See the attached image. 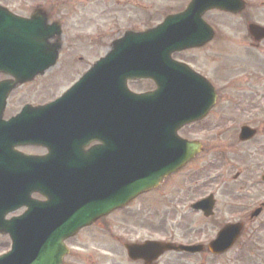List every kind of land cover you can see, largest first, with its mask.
<instances>
[{
  "label": "water",
  "instance_id": "obj_1",
  "mask_svg": "<svg viewBox=\"0 0 264 264\" xmlns=\"http://www.w3.org/2000/svg\"><path fill=\"white\" fill-rule=\"evenodd\" d=\"M233 5L234 0H207L206 4L195 2L185 13L170 16L153 29L137 35L127 33L128 38H141H131L125 43L117 41L114 50L98 62V67L87 72L62 98L37 109L39 112L48 107L61 109L62 103L69 100L75 112L81 108L90 111L93 107L91 100L95 99L94 84L105 89L107 83L113 80V103L105 95L103 98L95 96L102 100V104L97 107L103 119L97 124L100 131L97 137L102 144L94 149H114L109 157L114 158L113 187L118 192L114 193L112 203L94 202L91 195L95 179L90 167L87 166L83 171H77L75 167L77 158L80 162L90 161L91 158L99 157L100 153L90 150L81 156L77 151L74 155L63 153L62 147H67H61V142L64 145L72 137L60 135V129L63 131L71 122H64L63 116L45 122L42 113L39 114L34 121L35 129L30 134V142L49 145L50 152L46 156L30 158L28 164L34 165L33 170L17 171L26 185L30 180L25 176L29 174L33 177V190L48 195L49 201L29 203V211L18 220L13 231L17 221H5L4 216L6 211L14 207L10 198L20 186L18 179L0 185V231L10 232L14 239L13 250L0 257V264H62L63 256L68 252L64 244L67 237L93 223L101 214L159 184L165 176L180 169L201 151L199 141L180 137L178 130L204 117L214 105L217 94L206 78L186 64L172 61L170 57L174 51L201 45L212 37L200 19L202 12L208 8L230 10ZM46 20L42 13L25 18L0 7V71L17 78L15 82H5L0 87L10 89L17 82L43 74L55 64L60 46L50 43L49 39L59 36L61 29L58 24L49 25ZM93 71L97 76H91ZM127 77H151L156 79L159 87L154 91L129 95L127 101L121 99L125 96L124 80ZM107 105L114 111L113 137L110 140L107 136ZM254 132L244 127L240 137L247 139ZM111 139L114 146H110ZM8 145L13 146L10 143ZM82 147V144L71 146L74 150ZM101 166H106V163H100ZM213 203L212 199L207 198L194 207L210 215ZM240 227V224H233L221 230L211 244L212 250L227 249ZM168 249L195 251L199 246L177 247L170 243L151 241L144 246H131L130 252L151 261Z\"/></svg>",
  "mask_w": 264,
  "mask_h": 264
},
{
  "label": "rangeland",
  "instance_id": "obj_2",
  "mask_svg": "<svg viewBox=\"0 0 264 264\" xmlns=\"http://www.w3.org/2000/svg\"><path fill=\"white\" fill-rule=\"evenodd\" d=\"M4 1H7L11 8L22 15L30 14V10L33 8L31 6L34 5V2H42V0ZM43 1L50 8L51 5L54 7H52L53 18H66L67 11L76 10L77 7L74 6L78 4H92L97 9V39L93 45L88 43L81 44V42L75 43L72 38L77 32L88 30L85 29L87 24L79 26L72 21L65 29L68 34L67 54H85V61L76 60L75 66L79 64L84 66L86 63L88 65L90 61L103 56L109 47V41L122 34L125 29L129 27L141 28L140 26L156 23L168 11L177 10L184 6L185 3V0H135L140 3L139 5L142 8H135L132 11H119V8H115L114 5L111 8L108 6L114 0ZM77 2L79 3L77 4ZM144 4L150 5V7H146ZM129 8L132 9L131 6ZM214 15L216 16L217 14ZM220 16L213 20L220 22V24L224 23ZM224 31L232 37L246 35L244 30L239 34L228 29H224ZM219 47L220 45L218 44H212L205 51L200 49L192 50L186 52L183 56L194 62L195 68L207 73L214 79V82L220 87L221 103L206 121L184 128L181 131L183 136L201 140L205 148L191 163L190 167L174 176L172 182L173 184H178L179 188L177 190L169 192L170 188L167 186L162 189L168 195V200L161 205V209L169 216L161 220L158 219L156 227H153L156 232L154 236L162 239L174 235L177 239L184 240L188 228L194 231L190 233L189 240L198 238L210 240L214 238L226 221L238 218V214L234 212L233 190L240 181L246 178V174H249V169H247L246 165L250 161V165H255L253 177L264 172V120L258 122L257 125L259 127V136L249 142H242L238 139L239 126L244 120L264 119V75L259 78L252 77V72L254 71L252 64L248 66L247 71L244 70L237 73L238 69L242 65L244 67L247 63L244 62L241 65L240 61L236 59L235 54L237 55V53L244 51L241 46L236 44L232 46L228 44L227 50L222 57L223 66H220L219 60V66L216 65L212 56L217 54ZM258 50L264 51V41L261 44V49ZM262 54L264 56V52ZM263 56L256 58L255 65L258 70L263 67L259 61V59L264 58ZM70 68L67 71H63L62 68L55 67L49 72V76L37 80L31 87H28V90L33 92V100L42 101L56 96L67 89L77 76L76 69ZM225 69L234 71L231 73ZM262 72L264 73V69ZM239 77H242L244 81L239 79ZM235 78H237L236 83H234ZM259 80L263 81L260 82ZM231 82L234 86L231 85ZM144 87H149L148 83ZM257 147L259 148L258 150ZM259 150L261 154L257 152ZM239 171H244V173L235 177ZM259 180H261V177L258 178ZM250 190L252 193L253 191L256 192L257 202L264 200V187L262 185L259 184L253 190ZM211 191L216 192L217 205L214 215L205 217L201 211L194 210L191 207V203ZM245 194L250 193L246 192ZM263 221L264 217L258 222H250L254 224L246 225L245 233L249 232L255 236L251 242H247L248 245L246 244L244 249L239 247L240 249L231 250L223 256H215L204 251L198 255L188 256V258L184 255L176 254V252H171L169 260L185 261L190 259L193 264H201L203 260L207 259L210 264H264ZM7 245V237L1 238L0 236V250H3ZM71 245H74L72 249L75 252V264H99L103 259L95 253L93 247L95 243L92 241L90 230L86 231V234L80 239L74 240ZM77 246L81 247V250H78ZM239 252H241L240 255L237 254ZM119 257L114 253L115 261L119 260ZM105 258L112 260L107 256Z\"/></svg>",
  "mask_w": 264,
  "mask_h": 264
},
{
  "label": "flooded vegetation",
  "instance_id": "obj_3",
  "mask_svg": "<svg viewBox=\"0 0 264 264\" xmlns=\"http://www.w3.org/2000/svg\"><path fill=\"white\" fill-rule=\"evenodd\" d=\"M49 1L50 0H47V2ZM189 1L190 0H185V3L186 2L188 3ZM0 3L11 8L10 4L7 1L0 0ZM78 3L79 2H77V4ZM139 4L140 3L139 2L137 3L135 0H114V2H112V4H109L108 6L111 8L114 5L115 8H119V11L121 10L132 11V10H135V8H142ZM129 6H131L132 9L129 8ZM145 6L150 7V5H145ZM31 7L33 8H31L29 15H31L37 8H41L44 12H46L49 18L48 19L49 22L57 21L61 24V28L63 29V34L61 37V42L63 44V47H62V51L59 56L58 63L55 65V67L62 68L63 71H67L68 69H71L70 67L75 68L77 76L71 82V84H73L75 80L81 77L83 73L86 72L98 60V58L95 59L94 61H90L88 65L86 63L84 66H81V64H79L78 66H75L76 60L81 61V62L85 61V54L83 53H68L67 54L66 44H67L68 34L65 29L68 27V24L71 23L72 21H74V24H78L79 26H83L87 24L85 29H88V30H83V32H77L76 34H74L72 38L74 39L75 43L81 42V44L88 43V44L93 45L97 39L98 15H97L96 7L92 4L75 5L74 7H77V9L74 11H67L66 18L65 17L63 18L54 17L53 18L52 9L54 7L51 5V8H50L49 5L45 4V1L43 0L42 2L41 1L37 2ZM11 9L15 11L13 8ZM182 9L183 8L179 10H182ZM214 14H217V15L215 16ZM29 15H26V16H29ZM219 15H221L220 17L222 18V20H224V23L220 24V22H215L213 20V19H217ZM204 18L207 21H209L214 28L215 34H214L213 39L203 46L196 47L193 49H186V50L179 51V52H174L172 54L174 59L188 63L198 72L206 75L205 72L195 68L194 62L190 61L187 57H183L184 54L192 50L200 49V50L205 51L210 45L218 44L220 45V47L217 50V54H214L212 56L214 57L213 60L216 63L218 60L219 62L222 61V57L224 56V53L227 50L228 44H236L238 46H241V49L244 50L242 52L237 53L236 59L240 61L241 65L244 62L247 63V65H245L244 67L242 65V67H240L238 70L247 71L246 69L248 68V66H251V64L253 66L255 58H257L258 56L256 52L258 51V49H261V44L264 41V38L259 41H255L254 37L252 36L250 32L249 25L253 22L260 24V25H264V0H245V5L243 9L239 11L238 13H231V12L218 11V10L207 11L204 14ZM161 19L158 22H156V24L159 23ZM221 25H223V27H221ZM144 26L146 27V25H143V26H140L141 28L129 27L125 30H128V29L143 30L145 29ZM224 29H228L229 31L231 30L232 32H235L237 34L243 32L244 30L246 32V35L245 36L238 35L236 37H232L230 36V34H226L227 32H225ZM120 35L112 38L109 41L108 43L109 47L107 51L112 49V44L121 37ZM55 67H53L52 69H54ZM51 70H49V72ZM49 72L41 77L44 78L45 76L46 77L49 76L50 74ZM255 76L256 75L253 73L252 77H255ZM41 77L36 78L32 82L20 84L9 93V96L5 103V107L2 111H0V116L2 117V120H5V121L10 120L12 117H14L19 112H21V110L25 106L29 104L33 106L46 104L56 99L58 96L63 94V92L66 90L65 89L60 94L53 96V97L46 98L45 100H42V101L33 100V97H34L32 96L33 92L31 90H28V87H31L35 82H37V80L41 79ZM10 79H12L11 76L2 74V73L0 74V82L3 80H10ZM239 79L243 80L242 77H239ZM146 83H148L149 87H144L146 86ZM128 84H129V88L135 92H146V91L156 88L155 81L151 79L129 80ZM218 88L220 89L219 86ZM105 92H106V97H108L109 99L111 98V101L113 103V99H114L113 80H110L109 83H107ZM219 93H220V90H219ZM219 97H221V94H219ZM121 99H124V97H121ZM106 118H107V124L112 125L114 121L113 108H109L106 111ZM95 130L97 131L96 128ZM253 139L242 141V142H249ZM97 144H98V141L94 140L91 143H89V145L86 146L85 149L88 150L91 146H95ZM35 149H42V150L37 151ZM112 152L113 150H108V154ZM257 152H260V150ZM4 153H5V156L3 157L0 156V163L3 161L5 165H0V169L4 168L7 171H13V170H17L18 167H20L17 164L18 157L15 156V153L16 154L23 153V154H30V155L45 154L47 153V149L42 148V147H36V146H17L15 150H6ZM12 153H13V156L11 157ZM97 161H98L97 159L94 160V164H93L94 167L97 166ZM190 166H191V163L187 164L182 169L183 170L187 169ZM246 166H247V169H249L248 170L249 174L247 173L246 178L240 181L235 186L233 190L234 192L233 206H234L235 214H238L237 220L245 221L246 223H248L249 222L248 212L250 210V206L256 203L258 198L256 197V192L254 191L253 193L251 192L248 195L242 193L245 187L253 188L256 185V184L251 185L250 183L252 178L254 179L252 174L254 173L255 165L253 164V165H246ZM243 173L244 171H239L240 175H242ZM177 174L178 173H173L167 176L166 178H164V180L160 183L159 186L138 195L136 198L130 201L128 205H126L125 207L118 208L110 212L107 215H103L93 225L81 229L76 236L69 238L67 240V244L70 247V252L65 257L64 264H75L76 262L74 258L75 252L72 249L74 245H71V244H73L74 240L80 239L82 236H84L86 234V231L88 230H90L92 241L93 243H95V246H93L95 249V253L97 255H100L103 258L99 262V264H106V263L147 264L146 261L142 258H135V257L130 256L129 251H128V245L129 244H141L149 239L156 238V237H153L154 233H156L153 227H156V224L158 223V219L161 220L162 218H167L169 216V214H166V212H163L161 209V205L168 200V195L165 192H163L162 189L167 186L170 188L169 192H172V190H177L179 188L178 184H173L172 182V179ZM262 186L264 187V183L262 184ZM106 193H108V190H106ZM214 193L216 195V192ZM31 196L37 199H41V200H44L46 198L44 196H41L38 193H32ZM260 203L262 204L264 208V202L261 201ZM26 209H27L26 207H21L18 210L8 214L7 217L10 218L14 215H20ZM146 231H147V234H146ZM193 232H194L193 229L188 228V231H186L185 233L187 235L184 240L177 239L174 235L167 236L166 238H169L170 241L177 242V243H183V244L203 242V244L205 245V249L202 252L205 251L206 253L209 254L210 252L207 249L206 245L209 243L211 239L206 240V239L198 238V239L189 240L190 233H193ZM0 236L1 238H4L6 236L7 241H8V245L3 250H0V256H1L2 254L6 253L9 250L10 240L8 239L7 235L0 234ZM242 236L243 234L239 238H241ZM77 249L81 250V247L77 246ZM114 253L118 257L120 256L121 258L119 257V260L115 261ZM200 253L193 254V253H188V252H176V254H181L182 256L184 255L186 258H188V256L198 255ZM170 254L171 252L170 253L167 252L163 256H161L158 260L153 261L150 264H193L190 259H187L185 261L183 260L175 261L171 259L169 260V257H171ZM105 256L111 258L112 260L106 259ZM201 264H210V263H209V260L207 259V260H203V263Z\"/></svg>",
  "mask_w": 264,
  "mask_h": 264
}]
</instances>
